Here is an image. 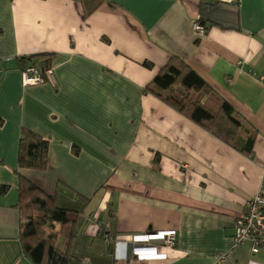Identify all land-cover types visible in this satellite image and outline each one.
I'll return each instance as SVG.
<instances>
[{"label": "crops", "instance_id": "obj_1", "mask_svg": "<svg viewBox=\"0 0 264 264\" xmlns=\"http://www.w3.org/2000/svg\"><path fill=\"white\" fill-rule=\"evenodd\" d=\"M173 57L249 124L251 155L247 135L228 145L146 91L178 96L152 85ZM47 59L57 84L25 87ZM23 129L49 141L47 170L19 168ZM19 173L79 212L72 243H57L76 264H264L233 237L264 185V0H0V264H34ZM152 253L165 258H138Z\"/></svg>", "mask_w": 264, "mask_h": 264}, {"label": "trees", "instance_id": "obj_2", "mask_svg": "<svg viewBox=\"0 0 264 264\" xmlns=\"http://www.w3.org/2000/svg\"><path fill=\"white\" fill-rule=\"evenodd\" d=\"M146 67L151 68L152 65L146 63ZM38 68L45 76L52 68L51 59L43 61ZM152 85L163 89L174 88L178 96L163 97L150 86L146 91L155 93L180 114L226 144L233 145L240 136L247 135L242 152L248 155L253 153L255 137L252 128L184 60L171 58ZM48 161L49 141L23 129L19 144V168L42 172L47 170ZM18 175L16 208L20 216V240L25 256L34 264H76L68 252L63 253L58 249L57 243L61 238L72 243L77 235L79 212L58 207L53 197L20 173Z\"/></svg>", "mask_w": 264, "mask_h": 264}, {"label": "built area", "instance_id": "obj_3", "mask_svg": "<svg viewBox=\"0 0 264 264\" xmlns=\"http://www.w3.org/2000/svg\"><path fill=\"white\" fill-rule=\"evenodd\" d=\"M193 31L195 36L199 39L205 37L207 34L206 26L200 22H195L193 24ZM46 83H49L53 86L57 84L54 69L51 68L48 70L45 76H43L40 69L34 65L28 66L23 71V84L25 87L40 86ZM148 235L149 236L147 237L152 236L150 234ZM160 235V246L166 249L175 248L177 244V236L174 232H166ZM106 237L110 240L113 239V237L110 235ZM144 237L141 235L132 236L135 241H140ZM233 237L237 246L250 243L252 245L253 254H258L264 250V185H262L259 188L257 194L246 203L244 213L236 220L234 224ZM120 243L121 242H117V244ZM143 246L147 249H151L150 244H144ZM151 250H153V248ZM154 251H156V249ZM138 258L142 260H150L156 258H165V256L152 253L148 255L140 254ZM224 259L225 256H220L221 261Z\"/></svg>", "mask_w": 264, "mask_h": 264}]
</instances>
